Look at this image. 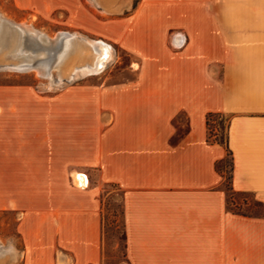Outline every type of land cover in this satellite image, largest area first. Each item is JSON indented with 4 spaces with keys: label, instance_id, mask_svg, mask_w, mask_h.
Listing matches in <instances>:
<instances>
[{
    "label": "crops",
    "instance_id": "crops-1",
    "mask_svg": "<svg viewBox=\"0 0 264 264\" xmlns=\"http://www.w3.org/2000/svg\"><path fill=\"white\" fill-rule=\"evenodd\" d=\"M93 32L136 58L131 78L63 90L41 128L0 97V210L19 214L23 264H101L109 185L126 264H264V215L231 209L218 169L230 152L231 191L264 206V0H140Z\"/></svg>",
    "mask_w": 264,
    "mask_h": 264
},
{
    "label": "rangeland",
    "instance_id": "rangeland-1",
    "mask_svg": "<svg viewBox=\"0 0 264 264\" xmlns=\"http://www.w3.org/2000/svg\"><path fill=\"white\" fill-rule=\"evenodd\" d=\"M140 0H0V42L7 29L17 36L15 48L20 44V36L15 26L30 28L54 39L62 33L75 35L64 60L53 69L52 77L39 75L36 71H17L1 68L5 64L21 63L14 50L6 48L0 52V97L17 96L21 100L22 112L36 113L39 128L44 123L41 118L46 112H62L61 100L51 99L70 87L99 84L102 77L112 75L111 81L131 78L126 68L136 63V58L117 47L109 40L95 34L94 26L98 18L109 20L131 14ZM7 24H6V22ZM11 29H10V28ZM7 28V29H6ZM3 33V34H4ZM79 39V40H78ZM84 39L103 41L113 50V59L99 74L70 79L68 70L75 64L72 52L77 43ZM81 41V42H79ZM75 43V44H74ZM73 44V45H72ZM1 46V43H0ZM73 46V47H71ZM1 49V47H0ZM70 52V53H69ZM8 53V54H7ZM68 55V56H67ZM43 57L40 56L39 59ZM49 62L53 63V60ZM65 63V65H64ZM77 64V63H76ZM56 66V67H57ZM63 81L61 82L60 77ZM16 88V89H14ZM16 90V91H15ZM50 98V99H47ZM66 111L79 112L77 105L66 106ZM43 125V124H42ZM217 130V131H216ZM209 138L226 142V119L213 116L209 120ZM231 157L219 164L224 178V186L230 196V207L234 211L251 216L264 215V206L250 195L233 194L230 187ZM97 176V173H92ZM111 194L105 198L103 214V260L101 264H126V242L124 236L123 206L121 192L117 187H105ZM19 214L12 210H0V264H23L24 242L18 230Z\"/></svg>",
    "mask_w": 264,
    "mask_h": 264
},
{
    "label": "bare ground",
    "instance_id": "bare-ground-1",
    "mask_svg": "<svg viewBox=\"0 0 264 264\" xmlns=\"http://www.w3.org/2000/svg\"><path fill=\"white\" fill-rule=\"evenodd\" d=\"M14 28L17 31H21V34L19 33L20 44L16 48L14 47L17 41L16 33L14 31H9V29L6 28L7 30L5 33L2 32L3 37L0 42V52L6 47L9 51L15 48L14 55L16 56V59L18 57L24 60H22L21 63L5 64L1 68H9L17 71L32 70L47 78L52 77L53 69L58 68L57 65L60 66V63L64 60L65 53L71 49L70 45L72 41L77 38L75 35L62 33L58 37L51 39L30 28L22 26H15ZM26 36H28L29 39H27ZM84 40L85 43L79 41L81 43H77L73 49L72 57L75 58L74 62L77 64L70 65L71 67L68 70L70 79L99 74L105 70L109 62L113 59V50L109 44L103 41L90 39ZM56 46L58 49L54 51L53 48ZM51 52L54 53V56H50ZM40 56L43 58L39 59ZM50 60H53V63L49 62ZM60 80L61 82L63 81L62 76L60 77ZM74 180L79 186H85L88 184L87 176L82 174H75Z\"/></svg>",
    "mask_w": 264,
    "mask_h": 264
},
{
    "label": "trees",
    "instance_id": "trees-1",
    "mask_svg": "<svg viewBox=\"0 0 264 264\" xmlns=\"http://www.w3.org/2000/svg\"><path fill=\"white\" fill-rule=\"evenodd\" d=\"M214 115L213 114H210L209 116H208V118H207V123H208V125H209V120H210V118L211 117H213ZM218 141V140H217ZM221 142V141H220ZM223 143V142H222ZM228 156H230L231 157V153L229 152L228 153ZM232 157H231V167H230V171L232 172ZM230 179H231V174H230ZM124 227V226H123ZM124 236H125V230H124ZM125 242H126V236H125ZM126 249V248H125Z\"/></svg>",
    "mask_w": 264,
    "mask_h": 264
},
{
    "label": "water",
    "instance_id": "water-1",
    "mask_svg": "<svg viewBox=\"0 0 264 264\" xmlns=\"http://www.w3.org/2000/svg\"><path fill=\"white\" fill-rule=\"evenodd\" d=\"M18 33H20V34H21V31H20V30H18ZM26 38H27V39H29V38H28V36H26ZM63 41H64V39H63ZM53 49H54V51H56V50L58 49V47L56 46V47H55V48H53ZM50 56H54V53H52V52H51Z\"/></svg>",
    "mask_w": 264,
    "mask_h": 264
}]
</instances>
